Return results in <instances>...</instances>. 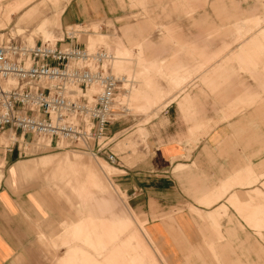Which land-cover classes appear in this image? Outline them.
<instances>
[{
  "label": "rangeland",
  "instance_id": "374dc122",
  "mask_svg": "<svg viewBox=\"0 0 264 264\" xmlns=\"http://www.w3.org/2000/svg\"><path fill=\"white\" fill-rule=\"evenodd\" d=\"M87 1L93 15L81 24L64 17L71 0L0 2V38L109 50L114 72L127 81L117 94L119 115L105 140L114 163L96 155L92 146L40 148L41 140L31 136L12 145V133H0V184L6 175V186L21 207L15 223L33 236L31 264H63L66 249L58 227L78 215L47 170L31 167L14 177L5 171L65 153L78 157L84 179L94 182L85 191H95L102 200L103 215L96 209L97 215L117 216L116 224L101 223L100 236L90 238L88 229L98 226L87 224L86 235L75 238L95 250L102 264H264V0ZM34 8L37 17L30 22L25 16ZM256 33L239 51L249 59L246 64L235 55ZM152 62L156 65L149 66ZM176 63H185V70L168 71ZM213 70L222 78L211 76ZM143 103L149 104L146 113L139 112ZM167 108L171 117L179 113L192 147L215 128H226L229 140L218 151L225 164L215 165L212 153L203 151L201 162L192 166L175 167L173 160L167 173L150 174L147 167L160 170L163 147L173 145L164 135L173 129V120L163 116ZM190 152L179 160H190ZM213 167L226 179L207 177ZM144 187L163 191L165 201H149ZM203 191L215 195L208 200ZM229 191L233 194L227 197Z\"/></svg>",
  "mask_w": 264,
  "mask_h": 264
},
{
  "label": "built area",
  "instance_id": "2783aa9c",
  "mask_svg": "<svg viewBox=\"0 0 264 264\" xmlns=\"http://www.w3.org/2000/svg\"><path fill=\"white\" fill-rule=\"evenodd\" d=\"M112 60L102 48L0 38V133L45 140L47 147L92 146L114 163L105 140L126 78L112 72Z\"/></svg>",
  "mask_w": 264,
  "mask_h": 264
},
{
  "label": "crops",
  "instance_id": "0c3cea01",
  "mask_svg": "<svg viewBox=\"0 0 264 264\" xmlns=\"http://www.w3.org/2000/svg\"><path fill=\"white\" fill-rule=\"evenodd\" d=\"M36 10H38V8L31 9L26 14L25 19L30 22L35 20L37 17ZM92 15L93 12L91 11L90 8H88L87 0H71L64 13V17L75 24L85 23L86 21L92 18ZM98 34L100 37H104L102 34L100 33ZM256 35L257 33L250 36L247 42L244 43L243 45H240V47L237 49V53H236L237 55L235 56H237V58H239L240 61H244V63H246L245 60L247 61L249 60L247 58H244L243 54L242 55L239 54V51L251 39H255ZM116 43L120 45L119 40ZM152 64L156 65V62L150 63L149 66H151ZM184 68H186L185 63H176L174 65L169 64V67L167 69L168 71L179 70V69H181L180 71H183L185 70ZM169 74L170 76L171 75L175 76L177 73L175 74L169 72ZM215 74L217 75V78H222V73L216 72V70H213L212 74L210 75L214 76ZM210 82L214 83V80L211 79ZM216 82H220V80L215 81L214 84H216ZM145 103L139 106L140 107L139 112H143V113L147 112L149 108V104H145ZM163 116H165V118H167V120L169 121L173 120V124H172L173 129L172 130L169 129L167 132L164 133V135L167 138L170 137L173 140V145L172 146L165 145L163 147L162 159L164 165L160 167V170L157 169V167L155 168L153 165H149L147 167V171L150 174L154 172L167 173L168 172L167 169L170 168L173 160L175 167L192 166L194 161H196V163L201 162V158H203V154H204L203 151H208L212 153L213 157L215 158V165L222 166L223 164H225V162L221 160L220 157H218V151H221V149L225 147V142L229 140L230 134L225 133L226 128H222V126L215 128L214 130L210 131L203 139H200L199 141L195 142V145H193L192 147L191 146L192 138L190 139L187 138L186 136L187 127H185L184 125L185 123H183V121L181 120L179 113L175 110V116L171 117L170 112L168 111L167 108L166 111L163 112ZM237 135L240 136V134ZM19 142L21 143V141ZM48 143H49L48 141L41 140L38 145L47 148V146L49 145ZM228 146L229 144L226 146L224 150H227ZM190 150H191L190 152L191 159L185 162H181L183 160H179V158H182L184 156L186 157L187 152ZM158 153H160V151H158ZM11 157L12 156L10 154L9 159ZM207 157L208 156H206V162H205L206 164L207 161L210 162V157L208 158ZM177 160L180 162H178ZM0 166H1L0 168L3 167V162L2 165ZM7 167L5 166V168ZM31 167L32 168L39 167L51 173L49 176L53 177L54 182L57 185L59 184V192L64 195L68 208L71 211L76 212V214L78 215V218L75 220L60 221V225L58 227L59 231L56 235L58 238H60V246L66 249L64 256L61 258L62 263L63 264H102V261L100 259L99 260L96 259L97 257L95 255V250L89 249L81 245L80 243H77L75 238L78 235H82V236L86 235L85 231L88 230H89L88 236L90 238H94L95 236H100L101 223L105 222L110 226L113 224V222L116 224L117 216L113 215L112 213H110L109 217L106 218L97 215L98 214L97 210L99 211V214L103 215L101 213L102 200L100 201L101 202L100 203L97 198V194H95V191H93L92 193L90 192L87 193V191H85L89 187H94L93 186L94 182L87 181L86 179H84L86 170L84 168L85 166L81 163L80 159L75 155H73V153L45 155L43 157L38 158L36 161H32V163L28 161L19 162V164L16 163L11 168L10 172L9 169L6 170L5 172L10 173L9 174L10 177L20 176L23 173H27V171H30ZM210 172H212L213 174H219V176L214 175L212 178L211 175L212 173ZM194 173L198 175L197 172H193L192 174ZM220 174L221 173L218 167H213L211 171H207L206 173L207 177L208 176L211 177V180H219V181L225 180L226 178L221 177ZM2 176L3 174L0 171V181L3 178ZM6 177L7 176L5 175L4 179L0 184V264H22V263L31 264L30 253H32V249L30 247V244H31V240L33 239V236L30 234L27 228H22L20 224L15 223L16 221L20 220L21 207L15 205V197L11 193L9 188L6 186L7 184ZM151 179L154 180L153 178ZM233 179L235 178L233 177ZM247 180H249V178ZM143 190L147 194V197H149V201H153V202L165 201L161 194L163 191L149 189L146 187H144ZM232 192L233 191H229V193H227V197L232 195L233 194ZM149 194H153V196H150ZM203 194H205V197H208L207 198L208 200L215 195L212 192H210L209 195H207L205 191H203ZM259 217L260 215H257V217L255 218H259ZM262 218L264 219V216ZM87 224L98 226V228L91 227L90 229L85 230L84 228ZM102 227L104 229L107 228L108 226L102 225ZM81 254H85V257L89 259L88 260L89 262H87V260L82 259ZM214 257L216 258V261L220 259V257L217 255H214ZM22 259H24L25 262H23ZM170 262L175 263L172 260H170Z\"/></svg>",
  "mask_w": 264,
  "mask_h": 264
},
{
  "label": "bare ground",
  "instance_id": "6f19581e",
  "mask_svg": "<svg viewBox=\"0 0 264 264\" xmlns=\"http://www.w3.org/2000/svg\"><path fill=\"white\" fill-rule=\"evenodd\" d=\"M2 0H0V2H1ZM33 0H26V3H30V2H32ZM14 6L16 5V6H18V4H15V2L14 3H12ZM20 8V7H19ZM19 8H17V9H19ZM73 35V34H72ZM49 42H51V43H55L56 41H49ZM28 44H30V45H33L34 43H30V42H27ZM89 52H92V51H95V50H97L98 48H96V49H88V48H86ZM103 49V48H102ZM105 51L107 52V53H109V50H106L105 49ZM110 54V53H109ZM111 55V54H110ZM113 60H114V56H113ZM113 60L111 61V63H110V69L112 70V72L117 76V74L114 72V70H113V68H112V66H111V64H112V62H113ZM128 79V78H127ZM129 81V80H128ZM133 81V80H132ZM121 82L123 83V87H125V82H127L126 80H124V79H121ZM129 84V83H128ZM131 84V83H130ZM129 84V85H130ZM128 87V86H127ZM125 89V88H124ZM94 91H91V93H93ZM118 96H120V95H118ZM118 96H116V100H117V98H118ZM30 137V136H29ZM29 137H27V139H29ZM34 139V138H33ZM10 140H12L13 141V144L12 145H14V142H18V144L20 143L19 141H21V143H20V145L23 143L24 144V139L22 140V139H17L16 137H14L13 135H10ZM39 144V142H37L36 143V145L37 146H39L40 148H44V146H41V145H38Z\"/></svg>",
  "mask_w": 264,
  "mask_h": 264
}]
</instances>
